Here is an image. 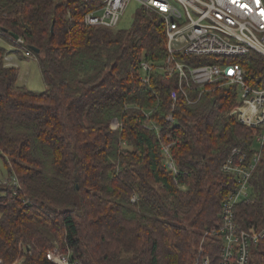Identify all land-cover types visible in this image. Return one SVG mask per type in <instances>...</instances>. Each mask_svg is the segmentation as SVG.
Segmentation results:
<instances>
[{"label": "trees", "instance_id": "1", "mask_svg": "<svg viewBox=\"0 0 264 264\" xmlns=\"http://www.w3.org/2000/svg\"><path fill=\"white\" fill-rule=\"evenodd\" d=\"M102 1L0 0V158L18 180L0 181V260L55 264L47 255L58 248L81 264H221L223 241L212 232L236 186L222 166L255 139L231 115L239 91H191L201 97L188 105L176 79L155 71L144 82L140 62L166 56L163 17L139 8L126 29L86 25ZM33 48L43 92L20 87V68L8 65ZM227 60L264 88L263 55ZM252 181L256 196L237 207L246 230L264 226V153ZM249 264H264V240Z\"/></svg>", "mask_w": 264, "mask_h": 264}, {"label": "built area", "instance_id": "2", "mask_svg": "<svg viewBox=\"0 0 264 264\" xmlns=\"http://www.w3.org/2000/svg\"><path fill=\"white\" fill-rule=\"evenodd\" d=\"M103 5L84 15L88 26L118 29L132 4L163 17L166 28V56L159 62L143 59L140 62L142 80L149 82L158 71L168 80L178 81L179 94L188 105L197 103L204 91L213 86L235 85L239 96L231 112L237 121L252 129L254 145L251 152L232 150L222 170L235 178L236 186L224 199L221 207L223 225L212 233L223 241L221 264H249L254 244L264 240V226L243 229L237 222V207L249 204L256 196L253 176L264 153V88H255L246 81V70L240 63L227 59L257 52L264 56V0H103ZM19 44L24 41L17 39ZM27 58L35 52L25 50ZM216 56V63L196 65L186 58ZM9 60V57H7ZM193 97L191 91H200ZM178 95L173 93L175 108ZM168 120L174 121L173 115ZM113 128L120 126L117 119ZM156 128L151 125L150 128ZM166 166L178 172L170 155V145H163ZM18 185L15 175L1 181ZM136 201V197L133 198ZM48 259L55 264H81L71 253L58 248L50 251ZM209 264V260H205ZM0 264L2 261L0 260ZM14 264H19L17 261Z\"/></svg>", "mask_w": 264, "mask_h": 264}, {"label": "rangeland", "instance_id": "3", "mask_svg": "<svg viewBox=\"0 0 264 264\" xmlns=\"http://www.w3.org/2000/svg\"><path fill=\"white\" fill-rule=\"evenodd\" d=\"M137 4H132L128 11L126 12L124 18L120 23V28H129L131 27L136 11L138 10ZM16 59V66L20 68L18 84L20 87L29 89L34 92H43L47 89V85L44 82L40 66L37 58H28V59ZM4 162L0 158V181H3L7 178H10Z\"/></svg>", "mask_w": 264, "mask_h": 264}, {"label": "crops", "instance_id": "4", "mask_svg": "<svg viewBox=\"0 0 264 264\" xmlns=\"http://www.w3.org/2000/svg\"><path fill=\"white\" fill-rule=\"evenodd\" d=\"M17 56L18 55H16V54L10 55L9 56L10 61L8 62V65H15L16 66V64H15V62H17L16 59H19Z\"/></svg>", "mask_w": 264, "mask_h": 264}, {"label": "water", "instance_id": "5", "mask_svg": "<svg viewBox=\"0 0 264 264\" xmlns=\"http://www.w3.org/2000/svg\"><path fill=\"white\" fill-rule=\"evenodd\" d=\"M15 38H17V36H15ZM33 51H34V52H36V53H38V52H39V50H38V49H36V48H33Z\"/></svg>", "mask_w": 264, "mask_h": 264}]
</instances>
